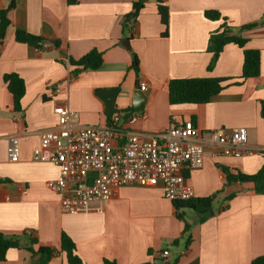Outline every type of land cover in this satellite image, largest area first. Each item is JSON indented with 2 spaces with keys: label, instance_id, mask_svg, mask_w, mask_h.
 <instances>
[{
  "label": "crops",
  "instance_id": "crops-1",
  "mask_svg": "<svg viewBox=\"0 0 264 264\" xmlns=\"http://www.w3.org/2000/svg\"><path fill=\"white\" fill-rule=\"evenodd\" d=\"M139 0H16L8 16L11 25L0 46V231L20 235L21 248L8 250L0 264H40L41 247L54 254L46 264H68L61 250L62 234L75 242L84 264H251L264 256V194L251 182L227 183L222 167L256 174L264 169V153L242 158L214 159L208 151L204 165L187 173L194 198L219 193L204 221L184 210L191 227V241L182 237L185 221L177 217L173 201L164 197L161 185H126L88 212L66 213L61 196L48 186L60 170L34 157L40 132L54 127L57 104L79 113L83 125H106L115 112L135 114L128 127L155 134L170 124L192 121L201 131L246 128L250 145L264 148V25L243 30L246 48L261 52V74L240 85L230 84L209 103L172 105V79L199 77L232 78L242 75L243 49L225 46L215 67L208 70L210 35L221 20H209L206 11H218L238 28L264 18V0H163L169 7L168 36L158 14L157 0H142L137 20L124 29L122 19ZM10 0H0V10ZM16 30L46 39L47 47L18 43ZM58 41L59 45H55ZM129 41V42H128ZM92 50L103 53L98 70H85L73 77L70 59ZM136 55L140 72L132 65ZM17 73L26 84L22 110L15 111L4 76ZM145 82V91L140 89ZM230 84V85H229ZM60 88V93L55 89ZM145 99L134 107L136 94ZM114 112V113H115ZM11 136H16L20 157L9 160ZM232 196V197H231ZM231 197V198H229ZM31 249V251L29 250ZM169 251L167 257L163 256Z\"/></svg>",
  "mask_w": 264,
  "mask_h": 264
},
{
  "label": "built area",
  "instance_id": "built-area-1",
  "mask_svg": "<svg viewBox=\"0 0 264 264\" xmlns=\"http://www.w3.org/2000/svg\"><path fill=\"white\" fill-rule=\"evenodd\" d=\"M146 87L141 82L140 89ZM54 111L58 122L40 132L34 157L59 168L60 177L48 186L61 196L66 213L88 212L126 185H161L166 199L187 201L195 195L187 173L204 165L208 151L214 159L264 153L263 147L248 143L246 128L201 131L187 121L145 134L128 127L138 119L135 114L115 112L106 125H83L79 113L68 105L57 104ZM20 153L17 137L11 136L9 160L16 161ZM168 255L169 251L163 253Z\"/></svg>",
  "mask_w": 264,
  "mask_h": 264
},
{
  "label": "trees",
  "instance_id": "trees-1",
  "mask_svg": "<svg viewBox=\"0 0 264 264\" xmlns=\"http://www.w3.org/2000/svg\"><path fill=\"white\" fill-rule=\"evenodd\" d=\"M69 4H77L78 0H68ZM16 6V0H10L7 8L0 10V46L2 45L8 28L11 25V20L8 16L9 12ZM144 7V2L139 0L134 3L133 10L125 15L122 19L124 29H128L133 24ZM158 14L161 23L164 26L163 36L167 37L169 32V7L163 0H157ZM205 16L209 20L224 19L221 28L210 35L208 52L212 54L211 62L208 70H212L225 46L235 44L243 49L244 62L242 68V75L233 81L232 78H215V77H199V78H186V79H172L169 83V101L172 105L179 104H206L209 103L216 95L221 93L227 86V82L232 81L230 84L240 85L244 81L256 78L261 74V52L257 49L246 48L247 39L241 37L239 32L243 30H250L259 25H264V18L259 22H254L238 28V33L235 28L227 23V20L218 11H206ZM15 39L18 43L28 44L33 47L42 48V43L46 41L45 38L31 34L25 30H16ZM55 45H59L58 41H54ZM70 65L74 67L71 71L73 77L85 70H98L103 64V53L92 50L80 59H70ZM133 69L140 72V62L136 55L133 58ZM4 82L13 97V107L15 111L22 110V99L26 93V84L24 79L17 73H9L4 76ZM229 84V85H230ZM260 114L264 119V100L260 102ZM226 175L227 183L234 182H251L255 185V190L258 193L264 194V169L256 174H246L240 170L222 167ZM8 179L0 177V184L7 182ZM219 193L203 198H192L187 201H173L177 211V217L183 221L184 210H192L200 216V221H204L209 212L211 211L214 201ZM232 197V196H231ZM229 197V198H231ZM191 225L185 221L182 237L186 242L191 241ZM20 235H6L0 231V262L6 260V255L11 248H21L23 245L20 243ZM31 251V249H29ZM61 250L66 254L68 264H84L83 260L77 253V247L72 238L66 233L62 234ZM32 252V251H31ZM44 259L40 264H46L49 258L54 254L51 248L41 247L38 251ZM104 264H116L115 261L105 260ZM146 264H168L164 261ZM173 264H178L175 261ZM251 264H264V256L256 257L252 260Z\"/></svg>",
  "mask_w": 264,
  "mask_h": 264
},
{
  "label": "water",
  "instance_id": "water-1",
  "mask_svg": "<svg viewBox=\"0 0 264 264\" xmlns=\"http://www.w3.org/2000/svg\"><path fill=\"white\" fill-rule=\"evenodd\" d=\"M129 42V41H128ZM136 101L134 102V107L135 108H139L143 105V103L145 102V99L142 97V95L140 93L136 94ZM115 104L112 102L110 104H108V109L110 113H114L116 110L114 109Z\"/></svg>",
  "mask_w": 264,
  "mask_h": 264
}]
</instances>
